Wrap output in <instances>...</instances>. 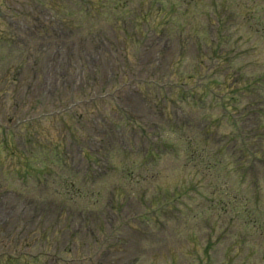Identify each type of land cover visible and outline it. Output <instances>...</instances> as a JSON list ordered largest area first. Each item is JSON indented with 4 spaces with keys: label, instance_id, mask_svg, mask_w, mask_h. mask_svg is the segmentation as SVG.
<instances>
[{
    "label": "rangeland",
    "instance_id": "rangeland-1",
    "mask_svg": "<svg viewBox=\"0 0 264 264\" xmlns=\"http://www.w3.org/2000/svg\"><path fill=\"white\" fill-rule=\"evenodd\" d=\"M222 1L227 0H0V191L9 184L17 186L11 177L18 175L12 171L16 163L15 157L10 156V150H5L1 144L9 139L5 133L8 121L15 117L14 114L20 108L17 99L24 95V91L25 101L31 111L37 113V117L44 115L34 130L29 133L15 132L10 136V140L18 144L16 155L24 154L35 161L36 167L41 164L46 175L45 184H38L33 194L30 184L26 189H19L29 209L33 206L37 209V213L33 212V217L31 213L15 215L21 206L25 205L20 198L12 199L11 196H6L1 201L3 205L6 202L10 206L6 209L8 215H3L0 211V264H17V261L22 264H121L123 261L114 260L116 254L109 253L106 249H114L125 240L129 241L128 248L131 253L143 252L140 254L142 261L138 264H171L169 252L170 256L178 258V261L172 264H198L197 259L203 245L185 258L181 254L178 257L176 249L181 243L186 248L193 246L195 242H191V233L197 229L195 236L198 238L202 223H197L192 215V219L189 218L187 222L175 220L169 223L162 219V223H168V226L161 231L160 227L156 228L160 222L150 218L144 209L149 208L150 200L154 199L151 193L160 194V199L163 200L165 192L168 193L170 186L181 178H190L196 187L193 196L194 207L199 203L196 208L213 209V218L217 221L223 219L225 230L229 231L231 228L232 239L225 238L224 244H217L216 248L210 250L214 264H223L227 252L228 264H264V230L262 234L255 235L252 226L247 230L241 222L254 221V218L264 221V182L260 183V189L257 190V185L253 186L254 181L259 178L257 171H249L242 177L234 161L223 152H217L213 146L211 150L206 148V151H200L202 142L209 138L202 134L204 128L209 127L212 132L219 133L221 138L237 135L236 128L231 125L234 122L231 123L229 117L234 121L243 114L245 122L250 120L249 140L260 143L258 148L262 149L264 158V137L257 138L260 134L264 136V19L255 21V17L249 14L253 11L244 4L250 0H232L228 13L223 16L228 20L226 32H223L219 27L224 18L216 11ZM258 3L264 5V0H259ZM149 11L152 18L145 19L144 14ZM13 14L18 17L22 15L27 19L29 27H59L58 31L63 33V39L58 40L61 44H57V48H61L62 52H57L56 55L51 50L52 46H47L45 42L40 44L42 49H39L35 44L38 39L29 35L26 42L25 30L17 22L19 18L13 17ZM148 23L158 26L163 32L158 31L155 35ZM250 23H253L252 27ZM25 26L27 27V23ZM116 26L125 35L119 32L116 35ZM208 28L211 29L213 37L215 36L209 49L206 31ZM20 35H23L21 42L17 40ZM125 36L129 38L127 42ZM44 48H47L46 51ZM159 48H162L163 52H159ZM138 52H141V58L148 63L147 66L140 62ZM53 54L56 58H63L65 63L48 64L53 61ZM217 56L226 61L221 70H239L244 78L243 82H236L238 76L229 78V87H225L229 89L228 92L221 91L216 85L210 86L212 91L218 94V103L222 102L220 106H217L218 103L211 104L212 91L209 94L201 92L202 85L215 79L217 81L216 71H221L214 70L217 64H209L207 67L202 60H218ZM20 61L23 66L22 73L18 72L17 77L7 78L6 75L12 73L11 69ZM43 63L44 67L47 64V69L43 71L45 76L51 74L53 77L54 72L60 71L65 82L71 78V95L88 92L91 85L101 87L98 84L105 82L103 90L96 92L92 97H85L84 100L78 96L75 100L78 104L71 109H67L69 101L55 106L56 101L61 100V93L68 94L67 89L59 87L56 92L53 84L47 85L50 87L47 89L37 86L39 81L46 79L45 76L38 78L36 74ZM100 63L108 65L103 77L95 70L101 68ZM91 64L93 68L90 72ZM154 64L162 67L155 70ZM82 67L87 70L86 77L91 73L100 80L85 81ZM74 68V72H71ZM15 78L26 82L22 87H15ZM5 80H8V86ZM259 80L261 82L257 83ZM218 81L222 82L223 78ZM114 83L116 86L112 87L111 84ZM34 86L36 87L33 90ZM177 87L184 92V101L172 97L171 93ZM195 89L201 97L202 105H192V99L194 101L195 98L191 91ZM234 90L239 95L235 94ZM164 97L175 99L176 109H173V117L180 123V129H176L177 139L167 149L168 152L162 153L163 151L158 150L155 153L159 157L158 161H149L145 166L141 161L147 152V142H154L160 137L167 140L175 138L171 129L163 125L162 116L157 115L160 107L164 105ZM37 101L40 104L35 103ZM133 101L135 102L132 104ZM131 104L136 108L132 110L136 123L122 122L124 117L133 120L130 113L126 112L128 109L124 108L127 105L131 109ZM145 104L149 105L150 110ZM255 110L261 112L262 120L255 119ZM243 117L238 119L239 123L243 121ZM101 119L107 122L111 120L115 124L120 153L129 155L134 162L128 156L117 154L118 149L114 150L109 159L111 164L102 156L98 166L99 178L95 180L92 188L85 182L87 176L84 173L86 166L90 165V160L86 159L87 151L81 147L86 148L87 144L89 150L94 153L93 150L100 151L101 146L87 143L86 136L81 132L91 133L94 121ZM210 122L212 126L209 125ZM189 123H197V126L187 127ZM214 123L218 131L213 129ZM130 129L134 133L136 146L132 142L128 145L129 141L124 137ZM150 130L153 131L152 135L147 136ZM59 141L62 146L57 148ZM168 143L163 146L169 145ZM131 145L134 152L127 150ZM187 150L192 154L209 152V160L202 161L203 167L198 170L192 169L194 162H191V165L184 162ZM60 152L62 157L71 156V176L67 178L65 175L70 182L66 183L64 190L63 186L59 188L58 182L54 180V164L57 163ZM253 157L250 152L248 164L255 167L256 160L254 163L251 161ZM175 158L180 159L181 164L174 167ZM217 160H222L224 164L221 173L220 170L218 173L215 171L214 164H217ZM122 161L133 162L135 167L139 168L133 175L147 178V181L128 185L131 180L125 179L124 174L120 175V170L124 169ZM110 165L114 167L112 171ZM180 166L186 168L176 172L175 169ZM61 175H64V171L60 165L57 176ZM47 181L50 182L48 189ZM155 185L159 187L158 190ZM214 185L222 187L225 194L219 193ZM121 186H124L128 197L119 199L125 205L122 209L123 221L134 220V223H139L145 234L137 237L129 231H119L116 239L98 249L104 232L98 227L97 214L99 211L104 213V209L102 205L95 206L90 202H103L104 207L108 209L111 216L105 212L106 220L103 223L107 230L112 224H120L117 220L121 216L113 218L110 209L113 202L111 193L119 192L118 187ZM210 186L215 189L213 196ZM68 190H71V196L64 200L71 204L72 212L68 218L71 228L66 225L65 230L58 225V205L61 199L55 196ZM256 194L261 196L257 206L259 211L248 212L255 208L253 203ZM40 200L47 201L46 204L50 206L45 209V204H40ZM185 203L193 205L187 201ZM152 209L159 211L161 208L153 206ZM45 211L47 212L43 217ZM39 224L43 227H38ZM219 226L223 225L218 224L217 231H221ZM243 232L245 234L241 237V242L235 247L234 239L239 238L233 236H239ZM216 237L217 234L214 235L213 241ZM97 242L98 245H95ZM201 243L203 242H199ZM72 244L81 246L75 247ZM100 257L103 260H98ZM128 257L129 255H124V263ZM191 257L194 261H191Z\"/></svg>",
    "mask_w": 264,
    "mask_h": 264
}]
</instances>
